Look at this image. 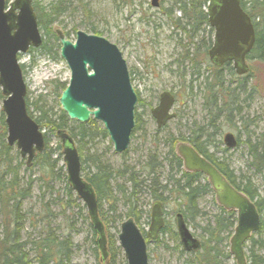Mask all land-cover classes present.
<instances>
[{
    "label": "trees",
    "instance_id": "16d2710c",
    "mask_svg": "<svg viewBox=\"0 0 264 264\" xmlns=\"http://www.w3.org/2000/svg\"><path fill=\"white\" fill-rule=\"evenodd\" d=\"M70 1L52 0L44 8L34 0L32 1V8H34L41 33L42 43L39 47L46 49L51 44H60L57 30H53L52 26L58 22V17L70 7ZM172 1H174L179 12H181V18H177L174 23L187 35L191 44H193V49L191 48L190 50L188 48L183 58L188 59L196 66L198 62L202 61L199 56H205V53L212 45L213 32L209 27L207 15L203 10L209 0ZM78 2L82 14L87 18L90 17L91 11L89 7L82 3V0ZM240 5L252 19L253 29L255 30V42L247 56V60L264 63V0H240ZM201 25H204L207 29L206 38L203 37V32H200ZM88 27L93 34H97V27L92 23L88 24ZM77 31L76 28L71 27L67 31L63 30L62 34L67 39L69 35L75 36ZM198 35H200L199 40L197 39L195 42V38H198ZM192 40L194 41L192 42ZM212 68L213 77L208 83L204 84L202 95L204 99L203 107L207 110L206 118L208 121L206 126H194L191 128L189 137H175L169 133L165 137V142L167 143L165 157L159 159L157 153L148 152V156L141 162V167L138 171L134 167L125 164H122L119 168L111 166L107 159H104V155L97 153L98 150L96 148L93 150L92 155L88 153L85 158L81 157L86 145H93L94 140L106 139L109 142L108 134H106L102 124L98 121L93 118L86 123L69 120L59 107L54 110L45 101L40 106H37L34 105L35 103H30L28 98H26L27 112L40 128L44 127L48 131L55 133L57 131H65L74 140L80 157L81 175L94 189L98 202L99 218L102 220L107 232V251H109V244L110 252L107 260L102 262L103 264H113L117 252L121 255L124 264H126L123 252L117 246L114 237L110 234L108 235L107 227L110 226V223L119 225L129 217L134 219L138 225L142 215L147 214V211L143 208L137 209V198L141 193H148L151 204L155 201L160 202L164 209L163 213L166 212L165 207L170 206L173 210V217L177 212L185 220L188 218L192 219L195 217L194 215L199 214L197 199L212 189L204 175L195 171L187 172L183 168L182 160L175 152L176 145L180 141L188 143L195 151L214 165L227 182L244 193L254 203L258 213L264 209V199L259 196L252 181L247 177H234L225 161H219L214 153L208 151L205 146L211 141L210 138L213 135L221 132L220 125L217 122L222 115L225 117L235 112L231 105L236 101L233 96L229 101L226 98L225 91L227 88L224 85L225 82L220 71L224 69L235 76L231 63H225L221 68L214 66ZM65 87L64 84L55 86L53 93L57 100L61 94L59 91H62ZM2 99L3 96L0 91V264H68L77 247L71 237L72 230L75 228L74 218L80 217L84 221H89L87 212L85 213L86 210L81 200L77 198L70 188L63 164L59 165V160L53 156L52 150L47 147L48 138L45 133H43L45 148L40 153H36L30 166L26 165V160L20 157L17 149L7 145V128L1 108ZM137 100V102H140L138 97ZM31 106H34L39 111L37 118L32 116ZM134 122L135 126L131 137L134 135L133 132L138 129L140 123L139 115L136 112ZM205 127H208L209 131L204 129ZM164 128L165 126L158 130L156 129V131L164 130ZM238 143L239 140L237 139L236 144ZM247 149L252 159L251 166L255 171L264 173V140L259 143L248 142ZM87 161L89 165L83 167ZM165 165L169 166V171L166 173L167 179L162 181L161 170H163ZM33 168L38 170L37 177H32ZM25 173H28L27 176ZM262 180L264 183V178ZM55 181L63 183L64 197L60 198V191L54 189L53 184H55ZM35 183L39 190L43 186L45 190L49 191L50 197L54 194V199L51 201H44V192L40 194L39 201L41 200L42 202L39 204L40 210L38 212H33L31 209L25 210L23 207V201L31 197V190ZM119 199L124 210L117 214ZM54 202L59 205L60 215L63 217L62 223L56 225H53L52 222L56 216V213L51 210V204ZM103 204H106L108 214H105L103 209H101ZM25 222H27L30 232L25 231ZM166 223L167 221L164 220L160 233L165 230L164 226ZM235 223L236 214L232 210H224L222 207H218L213 220L205 224L203 228L205 240H200V249L192 252L196 261L195 264H221L220 257L229 255V252H224L223 246H226L227 239L231 237ZM260 223L259 229H262L261 218ZM88 226L91 231V242L94 245L92 251L97 256L96 238L94 240L96 233L93 231L90 221ZM258 232L259 230L254 234ZM254 234L249 238L248 264H264V254L258 255L256 253L257 249H264V241L262 242L261 238L255 240L253 238ZM115 245L117 252H114Z\"/></svg>",
    "mask_w": 264,
    "mask_h": 264
},
{
    "label": "rangeland",
    "instance_id": "374dc122",
    "mask_svg": "<svg viewBox=\"0 0 264 264\" xmlns=\"http://www.w3.org/2000/svg\"><path fill=\"white\" fill-rule=\"evenodd\" d=\"M34 1L44 8L52 0ZM78 1H70V7L58 17V22L52 26V29H59L62 33L63 30L67 31L74 27L87 34H93L88 24L92 23L97 27L95 35L104 37L120 50L126 68H128L131 86L137 92V97L140 100L134 109L139 115L140 123L138 129L133 132L134 135L124 153H115L110 141L98 139L94 140L93 145H86L81 157L85 158L88 153L92 155L96 148L97 153L104 155V159H107L111 166L119 168L125 164L138 171L141 162L148 156V152L157 153L159 159L165 157L167 151L165 137L169 133L175 137H189L191 128L194 126H206L207 110L203 107L202 95L204 84L213 77V65L210 64L206 53L203 57L199 56L202 61L198 62L196 66L188 59L183 58L188 48L193 49V44L174 23L177 18H181V12L172 0H157L158 7L151 6V0H82V3L86 4L91 11L88 18L82 14ZM200 28V32L202 31L204 34L203 37L206 38V27L201 25ZM199 36L195 38V42L197 39L199 40ZM74 37V35H69L67 39L74 41ZM59 48L60 44L55 43L46 49L35 47L25 54L18 55V62L23 67L24 82L27 84V98L30 103H35L34 105L40 106L45 101L54 110H57L58 107L61 109L60 104L57 106L58 100L53 92L57 84L68 85L70 71H68L65 60L60 56ZM247 63L249 69L246 75L235 74L233 76L224 69L220 70L227 88L226 98L228 101L232 96L236 98L235 103L231 105L235 112L225 117L222 115L217 122L221 132L213 135L210 138L211 141L205 146L208 151L214 153L219 161H225L234 177L249 178L259 196L264 199L262 180L264 173L255 171L251 166L252 159L247 149L248 142L259 143L264 140V63L255 60H247ZM164 91L171 92L177 100L171 107L175 117L169 119L164 130L157 132L150 109L156 106L159 94ZM30 111H32V116L38 117L39 111L34 106L30 107ZM40 129L48 138L47 147L59 160V165H62V147H60L59 137L55 132L48 131L44 127ZM204 129L209 131L208 127ZM227 133H231L235 139L239 140V143L233 148L225 147L223 136ZM87 165H89L88 161L83 167ZM32 170V177H37L38 170L36 168ZM168 171L169 166H163L162 181L167 179ZM27 174L25 173L26 176ZM53 185L54 189L60 191V198L64 197L63 183L55 181ZM31 191V197L23 201L25 210L31 209L33 212L40 210L39 204L42 201H39V197L42 192H44V201L54 199V194L51 195V198L50 192L43 186L39 190L36 183ZM114 194L117 196L116 193ZM141 197L143 201L141 207L147 211V214L142 215L138 227L145 233L149 223L151 201H149L150 196L146 192L141 193ZM197 205L199 214L194 215L195 217L192 219H186L185 223L194 237L204 241L203 228L205 224L213 220L220 205L212 190L200 196L197 199ZM59 209L57 202L51 204V210L56 213L52 221L53 225L62 223L63 217L60 215ZM101 209L105 214L108 212L106 204H103ZM117 209V214L124 210L120 199ZM165 211L163 216L167 221L164 226L165 230L155 240L147 242L148 264H195L194 253L184 252L181 249L174 226L173 210L169 206L165 207ZM260 213L263 227L253 235V238L255 240L261 238L263 242L264 209ZM74 221L75 228L72 230L71 237L77 247L68 264H103L100 253L96 250V256L92 251L94 245L91 242L89 221H84L80 217L74 218ZM24 224L25 231L30 232L27 222ZM118 228V224L112 223L107 227L108 235L114 237L117 246ZM96 237L95 235L94 240ZM229 240L230 237L226 241V246H223L225 253L229 252ZM249 245L250 241H247L245 244L246 264H248ZM114 248V252H117L116 245ZM108 250L110 252L109 244ZM256 253L264 254V249H257ZM220 260L221 264H236L230 252L227 257L226 255L220 257ZM113 264H124L118 252Z\"/></svg>",
    "mask_w": 264,
    "mask_h": 264
},
{
    "label": "water",
    "instance_id": "95a60500",
    "mask_svg": "<svg viewBox=\"0 0 264 264\" xmlns=\"http://www.w3.org/2000/svg\"><path fill=\"white\" fill-rule=\"evenodd\" d=\"M33 0H0V91L1 108L7 128V145L17 149L20 157L30 166L36 153L44 150V137L40 126L29 116L26 105L27 84L24 82L18 55L42 43ZM152 6L158 2L151 0ZM205 11L213 29L212 46L207 54L215 67L232 63L235 74H247L246 56L254 44L255 30L252 19L240 5V0H209ZM60 56L70 71L68 85L60 92L58 104L69 120L86 123L94 119L102 124L116 153L129 146L135 126L134 115L137 95L131 86L128 68L118 47L104 37L78 30L74 41L65 39L57 29ZM158 103L150 109L156 128L164 126L175 115L171 107L175 98L169 91L159 94ZM62 147V161L66 179L75 195L81 200L96 233V246L101 261L108 258L106 232L99 218L98 202L94 189L82 177L80 157L74 140L65 131H57ZM227 148L236 145L231 133L223 136ZM175 151L187 172H199L207 177L217 203L224 210L236 214V223L229 240V250L236 264H246L244 244L260 227V213L253 202L235 189L214 165L187 143H180ZM149 224L145 234L134 219L119 224L118 246L126 264H148L147 240H155L164 224L163 207L158 201L151 204ZM174 225L182 249L196 252L200 241L193 237L184 217L174 215Z\"/></svg>",
    "mask_w": 264,
    "mask_h": 264
},
{
    "label": "flooded vegetation",
    "instance_id": "af4514ba",
    "mask_svg": "<svg viewBox=\"0 0 264 264\" xmlns=\"http://www.w3.org/2000/svg\"><path fill=\"white\" fill-rule=\"evenodd\" d=\"M156 1H157V0H156ZM157 2H158V1H157ZM151 6H152V3H151ZM158 6H159V2H158ZM158 6H157V7H158ZM203 10L205 11L204 8H203ZM205 13H206V11H205ZM206 15H207V13H206ZM207 21H208V20H207ZM208 24H209V21H208ZM209 27L211 28L210 24H209ZM211 29H212V28H211ZM206 54H207V52H206ZM207 58H208V54H207ZM208 59H209V58H208ZM21 68H22V67H21ZM22 71H23V70H22ZM136 93H137V92H136ZM172 95H173V94H172ZM173 96H174V95H173ZM158 97H159V96H158ZM174 98H175V96H174ZM158 100H159V99H158ZM176 102H177V100H176V98H175V103H176ZM157 103H158V102H157ZM157 103H156V104H157ZM154 107H155V106H154ZM174 115H175V114H174ZM174 117H175V116H174ZM174 117H173V118H174ZM152 119H153V118H152ZM153 120H154V119H153ZM167 123H168V122H167ZM167 123H166V124H167ZM155 124H156V121H155ZM166 124H165L164 126H166ZM164 126H162V127H164ZM162 127H160V128H162ZM156 129H157V128H156ZM158 129H159V128H158ZM158 129H157V130H158ZM181 248H182V247H181ZM183 251H184V252H187V251L184 250V249H183Z\"/></svg>",
    "mask_w": 264,
    "mask_h": 264
},
{
    "label": "bare ground",
    "instance_id": "6f19581e",
    "mask_svg": "<svg viewBox=\"0 0 264 264\" xmlns=\"http://www.w3.org/2000/svg\"><path fill=\"white\" fill-rule=\"evenodd\" d=\"M26 95H27V93H26ZM6 142H7V139H6ZM141 199H142V197H141V195H139L138 198H137V209L138 210H140L141 208H143V207H141L142 206V202H143Z\"/></svg>",
    "mask_w": 264,
    "mask_h": 264
}]
</instances>
